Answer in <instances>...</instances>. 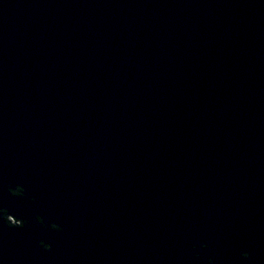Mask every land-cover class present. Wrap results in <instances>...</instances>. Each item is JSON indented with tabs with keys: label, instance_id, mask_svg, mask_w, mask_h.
<instances>
[{
	"label": "water",
	"instance_id": "water-1",
	"mask_svg": "<svg viewBox=\"0 0 264 264\" xmlns=\"http://www.w3.org/2000/svg\"><path fill=\"white\" fill-rule=\"evenodd\" d=\"M0 264H264V0H0Z\"/></svg>",
	"mask_w": 264,
	"mask_h": 264
},
{
	"label": "rangeland",
	"instance_id": "rangeland-1",
	"mask_svg": "<svg viewBox=\"0 0 264 264\" xmlns=\"http://www.w3.org/2000/svg\"><path fill=\"white\" fill-rule=\"evenodd\" d=\"M11 221V220H10ZM12 222H14L13 220H12Z\"/></svg>",
	"mask_w": 264,
	"mask_h": 264
},
{
	"label": "trees",
	"instance_id": "trees-1",
	"mask_svg": "<svg viewBox=\"0 0 264 264\" xmlns=\"http://www.w3.org/2000/svg\"><path fill=\"white\" fill-rule=\"evenodd\" d=\"M15 223V222H14Z\"/></svg>",
	"mask_w": 264,
	"mask_h": 264
}]
</instances>
